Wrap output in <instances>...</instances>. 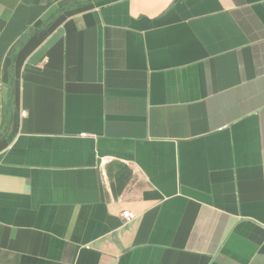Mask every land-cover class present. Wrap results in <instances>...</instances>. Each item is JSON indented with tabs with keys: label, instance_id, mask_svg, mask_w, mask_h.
I'll return each mask as SVG.
<instances>
[{
	"label": "crops",
	"instance_id": "crops-1",
	"mask_svg": "<svg viewBox=\"0 0 264 264\" xmlns=\"http://www.w3.org/2000/svg\"><path fill=\"white\" fill-rule=\"evenodd\" d=\"M0 264H264V0H0Z\"/></svg>",
	"mask_w": 264,
	"mask_h": 264
},
{
	"label": "built area",
	"instance_id": "built-area-1",
	"mask_svg": "<svg viewBox=\"0 0 264 264\" xmlns=\"http://www.w3.org/2000/svg\"><path fill=\"white\" fill-rule=\"evenodd\" d=\"M122 218H124L127 222L133 221L136 219V215L130 211H124L122 213Z\"/></svg>",
	"mask_w": 264,
	"mask_h": 264
}]
</instances>
